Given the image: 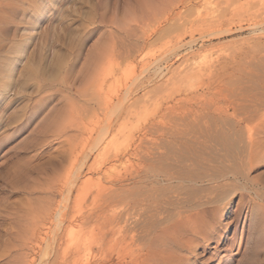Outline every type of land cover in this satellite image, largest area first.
<instances>
[{
	"label": "rangeland",
	"instance_id": "obj_1",
	"mask_svg": "<svg viewBox=\"0 0 264 264\" xmlns=\"http://www.w3.org/2000/svg\"><path fill=\"white\" fill-rule=\"evenodd\" d=\"M184 1L0 0V264H44L84 242L80 225L68 230L67 219L52 220L67 178L71 186L86 180L91 194L77 201L72 186L68 213L76 205L84 213L99 211L97 190L109 184L98 170L122 169L110 148L138 141L168 107L195 111L211 123L210 102L226 107L234 101L239 116H255H246L254 121L241 128L264 143V5L249 0L256 8L248 10V0ZM177 11L181 16L169 20ZM107 105L117 106V116L105 114ZM73 118L88 130L67 128ZM110 123L96 150L83 148ZM249 176L264 187V151ZM230 197L223 216L208 214L201 233L186 236L196 241L195 252L182 251L175 264H264L262 217L254 212L244 220L245 191ZM136 253L135 247L127 251Z\"/></svg>",
	"mask_w": 264,
	"mask_h": 264
},
{
	"label": "bare ground",
	"instance_id": "obj_2",
	"mask_svg": "<svg viewBox=\"0 0 264 264\" xmlns=\"http://www.w3.org/2000/svg\"><path fill=\"white\" fill-rule=\"evenodd\" d=\"M251 1H247L249 2L248 10L256 8V5L250 7L253 2L258 5L261 1V4L264 5V0H258L259 2ZM194 2H197V0H185L183 5L190 4L191 6L192 4L194 5ZM182 11L173 12V18L169 16L170 18L168 19L172 21L180 17ZM185 18L187 19V17ZM156 66V68H159L158 65ZM98 76H101L100 72ZM94 78H97L96 75ZM216 78L220 79L218 76ZM92 81L90 82L91 84ZM99 81L103 84L101 79ZM99 84L97 85L96 82V87L93 88H95V91H97V88L101 92L104 87ZM125 95L123 94L122 97L126 98ZM259 102L257 100L258 106L260 105ZM210 104L214 111L212 115L210 114L211 118H213L211 123L206 121L208 116L199 115L195 111L182 113L178 109L168 107L164 112L158 113L159 115H154L155 119L151 118L153 122L149 124L150 126L144 133L142 132L143 134L139 136L138 141H134L136 138L130 140L129 145L124 150L121 148V151L120 148L117 149L118 147L115 150L114 148L112 149V146L110 148L111 152L115 151V153L113 152V161L120 163L119 167L124 172L119 171L116 174H109L111 171L109 170L107 173L108 169L105 171L102 169L98 170L99 174L106 177L102 178L108 179L109 184L102 190H97L102 199V206L99 207V211L84 213L80 206L73 205L74 207L68 213L69 207L67 203L72 196V186L75 188V199L77 201H82L91 194L84 189L87 184L86 180L80 181V183L74 180L75 182L72 181L71 186L70 182H68L69 178H67L66 181L68 183L66 182L67 185H64L65 189L61 191L62 201L59 202L55 209L54 213L56 216L52 220L56 224L58 221L63 223L67 219V223H69L68 230L76 224L80 225L83 228L85 239L83 238L84 242L81 241L82 243L74 245L72 250L70 248V251H67L68 254L64 251L65 255L60 256L61 252L59 256H51V259L46 258L44 264H175L180 259L179 254L182 251L188 250L190 255L191 252H195L196 241L185 240L186 236L188 234H198L199 229L204 224H207L208 214L212 213L214 217L223 216L225 209V207H222L224 206L223 204L233 193L238 191H245L249 197V201L246 198L248 211L243 216L245 217L244 220H247L248 217L252 216V213L256 212L257 216L262 217V221L259 222L258 226L264 227V205L262 204L264 203V187L261 188L258 184L256 185L249 176L250 171L263 154L264 143L261 141L263 139H259L257 138L258 136L256 137L251 133L252 130L247 128L248 126L246 127L247 130L244 129L245 127L241 128L242 122H248L255 116L252 117L253 115L251 116L250 114L249 116L246 114V116L252 118L250 119L246 116L242 118L238 115L241 111L238 110L240 106L237 107V104L231 100L226 107L224 106L226 103L222 104L221 107L217 100L210 102ZM103 105L101 106L102 108H104ZM118 108L121 107L118 106ZM125 109L123 110L126 113ZM105 110V114L108 113L112 117L120 112L117 106L111 108L108 106L105 107ZM131 113L130 115H132ZM240 115L242 114L240 113ZM68 120L67 128H73L81 132L88 130L81 122H77L79 119L77 121L74 118ZM110 125L112 126L110 123L107 127L96 128V138L86 141V146L83 145V148H88L89 146L90 151L96 150L102 143V138L106 131L110 130ZM258 133H260V130ZM107 144L109 145V143ZM86 154L88 156V153ZM82 168L83 166L77 168L78 174ZM78 176L75 179H79ZM70 179L72 180V176H70ZM90 191L94 192L92 189ZM226 203L229 202L227 201ZM212 205L215 206L213 207ZM48 215L50 216L51 214ZM250 221L253 222V219L250 218ZM215 225L220 226L221 224L217 222ZM97 230L99 232L102 231L98 238L96 237ZM68 233L70 232L68 231ZM145 242L146 245L143 246L142 243ZM31 243H34V241ZM117 244H120L122 248L114 250L112 247ZM133 247L137 248L139 254L128 255L127 251L133 249ZM34 249V247H31V250ZM146 249L147 252L142 253ZM18 264L22 263L19 262Z\"/></svg>",
	"mask_w": 264,
	"mask_h": 264
}]
</instances>
